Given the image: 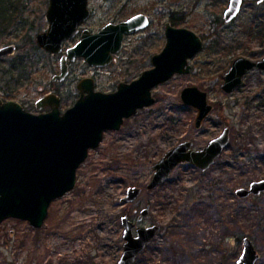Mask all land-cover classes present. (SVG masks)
Segmentation results:
<instances>
[{
	"label": "rangeland",
	"instance_id": "obj_1",
	"mask_svg": "<svg viewBox=\"0 0 264 264\" xmlns=\"http://www.w3.org/2000/svg\"><path fill=\"white\" fill-rule=\"evenodd\" d=\"M11 1L12 7L18 5L22 20L0 25V48L17 46L12 54L0 57V97L18 101L33 112H39L36 102L51 93L61 96L60 108L65 111L79 97L77 84L86 77L104 92L138 78L165 46V22L173 12L185 19L178 26L197 32L204 47L190 59V73L175 74L156 85L152 105L126 118L120 130L105 132L100 146L91 149L78 168L75 188L52 201L42 227L15 218L0 224V264H117L125 242L121 199L131 185L143 191L126 204L130 218L137 225L161 227L134 264H227L221 259L222 250L239 255L244 236L253 239L261 255L258 264H264V193L244 198L235 193L238 187L264 178V70L252 69L233 92L221 87L234 59L264 57V35L248 33L249 21L257 15L263 18L264 4L244 0L237 16L227 21L224 12L230 0H89L92 14L81 29L97 31L108 22L138 13L149 15L151 23L126 36L121 52L109 65L92 66L80 57L69 61L68 75L60 81L54 80L61 73L60 58L80 36L68 39L61 53L39 47L36 35L49 26V0ZM27 30L35 44L25 37ZM193 84L206 90L213 104L200 128L194 124L197 111L180 96L184 87ZM226 127L230 141L210 168L201 171L182 163L166 183L147 189L153 165L170 148L192 140L201 149ZM200 196L212 203V216L199 229L185 220ZM146 206L150 212L139 220Z\"/></svg>",
	"mask_w": 264,
	"mask_h": 264
},
{
	"label": "water",
	"instance_id": "obj_2",
	"mask_svg": "<svg viewBox=\"0 0 264 264\" xmlns=\"http://www.w3.org/2000/svg\"><path fill=\"white\" fill-rule=\"evenodd\" d=\"M264 0H256L258 4ZM243 0H230L224 12L227 21L240 12ZM92 11L89 0H49L46 17L49 26L36 35L39 47L52 53L63 52L65 42L80 35L60 58L61 73L54 80H64L69 72V61L83 57L92 66L109 65L121 52L126 36L150 25L147 14L138 13L126 20L108 22L97 31L82 28ZM166 43L152 56L153 66L144 70L130 82L121 81L117 89L104 92L96 89L93 78L81 79L77 87L79 97L62 112L61 96L51 93L36 102L46 112L27 110L15 100L0 98V224L9 218L26 220L40 228L48 215L53 200L74 189L77 170L87 159L91 149L100 146L108 130H120L126 118L155 102L153 88L177 74L192 70L190 59L204 47L202 37L194 30L165 23ZM15 44L0 48V57L16 50ZM264 70V57L253 60L247 56L234 59L225 73L222 89L233 92L244 76L252 69ZM181 100L197 113L194 124L200 128L213 110L209 94L198 85L181 90ZM230 141V129L210 140L201 149L193 147L192 140H184L170 148L154 165V173L147 189H154L167 182L172 171L182 163H190L207 170L222 154ZM141 186L132 185L122 197L123 204L136 200L142 193ZM264 191V178L253 180L249 187H240L237 194L247 197ZM150 207L142 209L139 219L148 215ZM123 253L117 264H134L137 256L156 236L159 226H136L135 221L123 215ZM238 264H256L260 255L251 239H244Z\"/></svg>",
	"mask_w": 264,
	"mask_h": 264
},
{
	"label": "trees",
	"instance_id": "obj_3",
	"mask_svg": "<svg viewBox=\"0 0 264 264\" xmlns=\"http://www.w3.org/2000/svg\"><path fill=\"white\" fill-rule=\"evenodd\" d=\"M12 4L13 2L11 0H0V25L7 26L11 24V22L13 23L17 21L18 19H19V22H21L22 20V17L20 16L21 11L17 13L16 8L18 5H15V7L14 6L12 7L11 6ZM258 19L259 20L261 19V21H258ZM171 20L174 23V25H179L180 23L184 22L185 19L183 16L180 18H176L175 12H173V17L171 18ZM248 27H249L248 33L250 35L255 34V32L258 35H264V15H263V18H262V15L261 16L257 15V18H255L254 20H250ZM28 30L31 32L32 29L30 26ZM28 30L25 34V37H31V35H29L30 32H28ZM31 41L33 42V44H35V39L33 38V36L31 37ZM262 157L264 159V154L262 155ZM208 207H210V205L206 203V201L202 200L201 197L196 198V200H194L191 206L189 207V213L186 215V219L189 221L193 219L200 220L202 215L206 216L208 212ZM127 210H128L127 207H124L125 214L128 213ZM170 227L172 228V230L176 229L174 228L172 222L170 224ZM173 251H175V249H173ZM236 256H237V251H233L231 253L224 249V257H225L227 264L229 262H231V264H235ZM195 257H197V255Z\"/></svg>",
	"mask_w": 264,
	"mask_h": 264
},
{
	"label": "flooded vegetation",
	"instance_id": "obj_4",
	"mask_svg": "<svg viewBox=\"0 0 264 264\" xmlns=\"http://www.w3.org/2000/svg\"><path fill=\"white\" fill-rule=\"evenodd\" d=\"M254 2H255V4H256L257 6H258V5H261V4H264V1H263L262 3H260V4H258V3L256 2V0H254ZM243 4H244V0H243ZM148 17H149V15H148ZM149 20H150V23H151V19H150V17H149ZM168 21L172 22V20H168ZM166 22H167V21H166ZM166 22H165V23H166ZM172 24L174 25L173 22H172ZM175 26H178V25H175ZM142 30H143V29H142ZM139 31H140V30H139ZM79 36H80V35H79ZM6 45H9V44H6ZM4 46H5V45H4ZM258 60H259V59H258ZM152 64H153V63H152ZM257 69H258V68H257ZM259 70H260V69H259ZM250 71H251V70H250ZM250 71H249V72H250ZM249 72H248V73H249ZM248 73H247V74H248ZM247 74H246V75H247ZM246 75H245V76H246ZM245 76H244V77H245ZM243 80H244V79H243ZM242 83H243V82H242ZM221 87H222V86H221ZM236 89H237V88H236ZM57 94H58V93H57ZM0 98H1L3 101L11 100V99H8V98H5V97H3V98L0 97ZM61 101H62V100H61ZM44 108H46V109H44ZM43 109H44V110H43ZM50 109H51L50 106H44V107H42L41 109H37V110H39V112H46V111H49ZM193 147H194V146H193ZM194 148H195V147H194ZM196 149H200V148H196ZM215 161H216V160H215ZM186 163H187V162H186ZM214 163H215V162H214ZM200 170H201V169H200ZM201 171H203V170H201ZM204 171H206V170H204ZM170 177H171V176H170ZM169 179H170V178H169ZM261 179H263V178H261ZM257 180H259V179H257ZM165 183H166V182H165ZM162 185H163V184H162ZM249 185H250V184H249ZM131 186H132V185H131ZM160 186H161V185H160ZM158 187H159V186H158ZM248 187H249V186H248ZM74 188H75V187H74ZM238 188H240V187H238ZM238 188H237V189H238ZM154 189H155V188H154ZM237 189H236V191H237ZM151 190H152V189H151ZM142 191H143V190H142ZM236 191H235V193H236V195H237L239 198H244V197H240V196L237 194ZM263 193H264V191H263L262 193H260V194H263ZM141 194H142V193H141ZM260 194H253V193H251V194L248 195L247 197H250V196H252V195H256V196H258V195H260ZM200 197L202 198V200H205L204 197H202V196H200ZM134 201H135V200H134ZM130 203H131V202H130ZM127 204H129V203H127ZM208 204L210 205V207H212V203H211V202H209ZM125 207H127V209H129V206H127L126 204H125ZM146 207H147V206H146ZM149 207H150V206H149ZM210 207H208V212H207V214H206L207 217L204 216V215H202L201 218H200V220H195L194 223L192 222V220L189 221V220H187V219L185 220V222H189V223H191L192 226H194V228H199V229H200V228H201V225H200V224L204 223L205 221H206V222H210V220H211V216H212V215H210V214H211V209H210ZM143 209H144V208H143ZM209 209H210V210H209ZM133 211H134V212H137L138 209H137V208H134ZM141 211H142V209H141ZM141 211H140V214H141ZM149 212H150V211H149ZM129 213H130V212H128V213H126V214H124V215H127V216L130 218ZM148 214H149V213H148ZM208 215H209V216H208ZM139 216H140V215H139ZM139 216H138V219H139ZM143 217H144V216H143ZM143 217H142V218H143ZM142 218H141V219H142ZM130 219H131V218H130ZM132 220H133V219H132ZM139 220H140V219H139ZM133 221H134V220H133ZM234 221L237 223L238 220H237L236 217L234 218ZM155 225H156V224H155ZM136 226H141V225H137V224H136ZM150 226H152V225H150ZM157 226H159V229H158L156 235L159 233V231H160V229H161L160 225H157ZM144 227H147V226H144ZM170 234H171V235L176 234V229H175V230H174V229L172 230V228L170 227ZM192 235H193V233H191L190 236H192ZM155 237H156V236H155ZM155 237H154V238H155ZM246 237H248L249 239H251L252 242L254 243V241H253L252 238H250L249 236H244L243 239H242V251H243V245H244L243 242H244V239H245ZM154 238H153V239H154ZM147 245H148V244H147ZM217 246H218V248H219V245H217ZM254 246H255V243H254ZM146 247H147V246H146ZM255 248L257 249L256 246H255ZM145 249H146V248H145ZM145 249H144V250H145ZM144 250H143V251H144ZM143 251H142V252H143ZM242 251H241V253H240L239 255H238V253H237V256H236V259H235V261H236L235 264H238V263H237V260H238L239 257L241 256ZM257 251H258V249H257ZM232 252H233V251H232ZM258 253H259V255H260V252H259V251H258ZM221 257H222V258H221L222 260H225V257H224V249H223L222 252H221ZM223 257H224V259H223ZM260 257H261V255H260ZM260 257H259V259H260ZM136 259H137V258H136ZM259 259L257 260L256 264H258Z\"/></svg>",
	"mask_w": 264,
	"mask_h": 264
},
{
	"label": "bare ground",
	"instance_id": "obj_5",
	"mask_svg": "<svg viewBox=\"0 0 264 264\" xmlns=\"http://www.w3.org/2000/svg\"><path fill=\"white\" fill-rule=\"evenodd\" d=\"M17 47V46H16ZM17 49V48H16ZM177 74V73H176ZM60 81H63V80H60Z\"/></svg>",
	"mask_w": 264,
	"mask_h": 264
}]
</instances>
